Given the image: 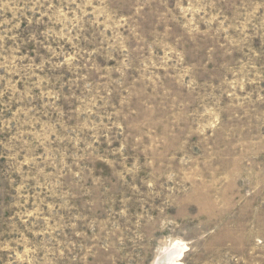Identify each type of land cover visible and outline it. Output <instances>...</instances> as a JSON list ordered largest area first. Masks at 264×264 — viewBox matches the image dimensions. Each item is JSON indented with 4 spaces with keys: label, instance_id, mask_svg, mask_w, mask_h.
<instances>
[{
    "label": "rangeland",
    "instance_id": "374dc122",
    "mask_svg": "<svg viewBox=\"0 0 264 264\" xmlns=\"http://www.w3.org/2000/svg\"><path fill=\"white\" fill-rule=\"evenodd\" d=\"M0 264H264V0H0Z\"/></svg>",
    "mask_w": 264,
    "mask_h": 264
}]
</instances>
